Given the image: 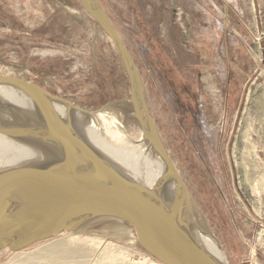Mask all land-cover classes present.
Listing matches in <instances>:
<instances>
[{
    "label": "rangeland",
    "instance_id": "1",
    "mask_svg": "<svg viewBox=\"0 0 264 264\" xmlns=\"http://www.w3.org/2000/svg\"><path fill=\"white\" fill-rule=\"evenodd\" d=\"M224 1L239 13L231 24L243 29L252 75L230 142V178L188 142V95L209 73L203 29L210 18L201 12L222 13ZM99 2L141 76L149 113L191 197L193 234L215 241L226 264H264V0ZM0 75L87 111L109 145L143 140L114 48L77 0H0ZM145 256L132 229L102 220L17 254L2 251L0 264H137Z\"/></svg>",
    "mask_w": 264,
    "mask_h": 264
},
{
    "label": "water",
    "instance_id": "2",
    "mask_svg": "<svg viewBox=\"0 0 264 264\" xmlns=\"http://www.w3.org/2000/svg\"><path fill=\"white\" fill-rule=\"evenodd\" d=\"M77 2L109 39L125 72L132 114L151 147V180L143 184L133 178L81 133L67 128L44 131L58 105L67 111L88 112L35 84L0 75V87L19 91L35 109L28 121L18 120L14 108L6 110L10 104L0 103V119H10L9 123L0 120V136L63 154L18 171L0 170V252L17 254L63 233L115 220L132 229L139 247L160 264H226L210 255L193 234L191 213L187 217L182 210H174L171 185L190 206L192 200L149 113L142 79L129 52L99 0ZM83 163L91 174L78 177Z\"/></svg>",
    "mask_w": 264,
    "mask_h": 264
},
{
    "label": "crops",
    "instance_id": "3",
    "mask_svg": "<svg viewBox=\"0 0 264 264\" xmlns=\"http://www.w3.org/2000/svg\"><path fill=\"white\" fill-rule=\"evenodd\" d=\"M226 2L222 13L201 12V16L206 14L210 18L203 29L209 40L203 47L209 73L200 75L199 85L188 95L187 103L188 142L201 147L204 157L220 177L230 178V142L252 75L244 65V42L238 36L243 29L238 30V26L231 24L239 13L229 10ZM235 205L243 209L244 204L235 202Z\"/></svg>",
    "mask_w": 264,
    "mask_h": 264
},
{
    "label": "bare ground",
    "instance_id": "4",
    "mask_svg": "<svg viewBox=\"0 0 264 264\" xmlns=\"http://www.w3.org/2000/svg\"><path fill=\"white\" fill-rule=\"evenodd\" d=\"M169 2L170 6L173 7L174 0H169ZM0 103H3L4 105H12L15 110V117L18 120L26 119V121H28L35 113V109L31 101L19 91L10 87H0ZM56 110L57 114L55 115V118L45 122L43 126L44 131H53L55 128L58 130L67 128L81 133L88 140L92 141L93 144L100 149V152L103 155L111 159L117 166L133 178L143 184H148L150 182L153 158L151 147L145 142V140L136 143L134 142L133 145L121 147L109 145L102 134L90 126V122L92 121V118L90 117L91 115L74 109L67 111L61 105L56 106ZM0 113H2L1 110ZM0 120H2L3 123H9L10 121L8 117L4 116H1ZM62 155V153L57 154L56 152L38 144H26L22 142L10 141L0 136V170H5L7 172L18 171L20 168L25 167L26 165H34L42 159H46L48 157L59 158ZM81 165L82 166L79 169V172L77 171V174H75L78 177L90 176L91 172L88 166L84 163ZM169 195H171V201L175 205L174 210H182L187 217H190V202H187L185 198H183L182 193L177 190V187L174 184L169 188ZM68 240L66 242H68ZM70 243L71 246L72 242ZM201 243L210 255L221 262H225V256L222 249L217 243H215V241L208 238H201ZM47 249H49V247ZM137 264L160 263L152 261L148 256H145L144 259L140 260Z\"/></svg>",
    "mask_w": 264,
    "mask_h": 264
},
{
    "label": "built area",
    "instance_id": "5",
    "mask_svg": "<svg viewBox=\"0 0 264 264\" xmlns=\"http://www.w3.org/2000/svg\"><path fill=\"white\" fill-rule=\"evenodd\" d=\"M150 259H152L150 256H148Z\"/></svg>",
    "mask_w": 264,
    "mask_h": 264
}]
</instances>
